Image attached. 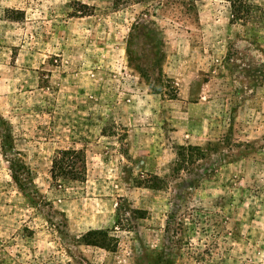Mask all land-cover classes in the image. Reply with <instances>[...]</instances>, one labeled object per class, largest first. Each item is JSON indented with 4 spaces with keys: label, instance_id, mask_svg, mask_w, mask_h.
<instances>
[{
    "label": "rangeland",
    "instance_id": "obj_1",
    "mask_svg": "<svg viewBox=\"0 0 264 264\" xmlns=\"http://www.w3.org/2000/svg\"><path fill=\"white\" fill-rule=\"evenodd\" d=\"M244 1L0 0V264H264ZM66 148L84 178H51Z\"/></svg>",
    "mask_w": 264,
    "mask_h": 264
},
{
    "label": "trees",
    "instance_id": "obj_2",
    "mask_svg": "<svg viewBox=\"0 0 264 264\" xmlns=\"http://www.w3.org/2000/svg\"><path fill=\"white\" fill-rule=\"evenodd\" d=\"M232 7L235 19L241 18L242 7H246L244 0H228ZM85 156L81 149L66 148L60 150L51 160L50 175L53 180L68 177L70 179H82L85 176ZM101 233V231H88V234ZM97 242V239L95 240ZM87 243L90 244L88 241ZM104 244L103 242H98ZM93 244V243H92Z\"/></svg>",
    "mask_w": 264,
    "mask_h": 264
}]
</instances>
